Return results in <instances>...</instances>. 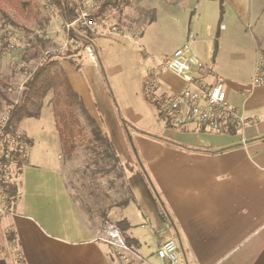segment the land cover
Here are the masks:
<instances>
[{
  "label": "crops",
  "instance_id": "1",
  "mask_svg": "<svg viewBox=\"0 0 264 264\" xmlns=\"http://www.w3.org/2000/svg\"><path fill=\"white\" fill-rule=\"evenodd\" d=\"M225 1L238 19H226L227 25L219 19L223 28L218 29L214 58L208 57L211 66L201 60L208 73L205 82L222 85L229 106L251 122L216 134L196 125L177 129L162 120L156 135L163 140L142 147L140 156L118 119L101 59L84 61V47L76 59H60L59 68L86 116L112 144L118 163L115 171L107 160L105 167L83 166L81 175L73 177L74 190L67 166L79 151L66 159L60 155L53 165L43 158L44 165L30 154L33 140L21 131L30 147L14 176L12 212L0 219V264H115L113 248L98 240L108 218L126 220L125 235L139 243L130 252L141 264H163L156 250L164 239L174 240L181 264H264V69L261 82L253 83L258 58L264 56V23L254 19L251 0ZM101 24L91 31L92 39L107 35L99 33ZM240 27L252 30L247 66L246 59L238 62L236 48L224 45ZM68 38L83 42L71 33ZM92 39H85V45ZM213 48L209 43L208 52ZM93 52L97 55L95 48ZM147 55L145 49L140 57L137 53L142 68L155 64H148ZM159 81L167 92L184 86L169 72L159 74ZM113 194L120 199L113 202ZM124 200L127 204L116 206Z\"/></svg>",
  "mask_w": 264,
  "mask_h": 264
},
{
  "label": "rangeland",
  "instance_id": "2",
  "mask_svg": "<svg viewBox=\"0 0 264 264\" xmlns=\"http://www.w3.org/2000/svg\"><path fill=\"white\" fill-rule=\"evenodd\" d=\"M25 1L36 5L31 18L27 20L19 18L9 6H3L0 3V84H6L5 94L10 100L18 98L20 95L18 93L22 91L20 87H23L29 73L34 71L43 59L45 49L59 50L63 48L57 55H52L58 62L67 57L68 51L72 49L81 51L83 48V42L77 43V39L68 38L63 18L57 6L52 3L53 1ZM251 1L254 8V19H259L261 25L264 23V0ZM223 3L226 1L224 0ZM221 9L225 15L221 14ZM104 13L107 15V21L115 25L117 29L128 30L131 35L141 34L140 39L137 42L126 39V41H131L132 45L129 42H123L124 38L116 33L94 35L92 41L84 46L83 58H85L83 60L97 63L98 58L101 59L112 93L111 98L115 100L118 113L129 125L131 146L141 156L142 147H146L148 143L163 140L159 135H156L163 128V123L162 120H158L157 110L147 103L145 96L141 93V78L143 74L145 76L147 65L142 68L141 63L137 61V53L140 57L141 51L145 49L148 54V64L155 63L187 43V35L192 33L194 39L197 40L192 44V49L199 59L205 60L210 67L213 59L209 61L208 57L214 58L215 48H213V52H208V44L215 45L217 43L216 40L220 33L218 29L222 23L219 19H225L223 22L227 25L226 19L238 18L234 16L229 3H226L224 8L223 4L220 5L219 0H123L118 7L107 6ZM250 15L252 16V10ZM155 17L156 19H153ZM51 20L54 21L50 22ZM107 23L101 24L103 30L98 27L99 33L104 32L108 26ZM109 27L107 28L109 29ZM251 31L246 27H240L235 38H227L224 41L226 49H237L235 53L239 59L238 62H242L240 59H246L243 61L246 66L250 65L249 48L253 42ZM225 33L227 34V32ZM39 40L46 41L47 44L44 48L40 47ZM8 43L14 44L16 48L8 50V46H6ZM65 44L66 46H64ZM120 44L124 45L127 51ZM221 45H223L222 42ZM35 48L37 50L36 57L30 62L24 61L23 55L32 54ZM94 48L97 50V55H94ZM8 89H12L14 94ZM50 104L51 95L48 93L42 100V107L37 118H23L15 125L16 131L26 133L28 138L33 140L30 154L41 158L38 162L44 165L43 158L49 160L53 165L62 155ZM5 109V101L0 97V113ZM81 122L87 139H91L90 126L86 116L81 117ZM87 144L86 138L79 141L77 146L79 154L76 158L71 159L67 166V174H70L69 182L74 190L76 186L75 183L73 184V177L77 178L78 175H81L83 166L89 168L94 165L95 169L96 166L98 168L105 167L95 152L85 148ZM80 167L81 169H79ZM106 179L109 178L106 177ZM104 183V180L99 181L103 187H105ZM118 199H120L119 195L113 194L112 201ZM105 222L116 224L112 218L106 219ZM105 222L102 223L101 228ZM110 251L115 264H141L130 251L116 248Z\"/></svg>",
  "mask_w": 264,
  "mask_h": 264
},
{
  "label": "built area",
  "instance_id": "3",
  "mask_svg": "<svg viewBox=\"0 0 264 264\" xmlns=\"http://www.w3.org/2000/svg\"><path fill=\"white\" fill-rule=\"evenodd\" d=\"M121 1L123 0H76L75 18L70 22H64L67 33L74 28L93 31L96 23H107L108 18L104 13V9L109 6L107 3L121 4ZM107 24L110 27L103 34L116 33L134 42L139 39L138 34L131 35L128 30H119L115 25L109 22ZM194 40V35L189 33L187 43L176 48L169 56L156 61L155 64L146 66L143 94L147 103L163 116L166 124L177 129H182L186 125H196L207 132L221 134L231 127L237 129L247 125L251 121L240 116L229 106L222 85L206 84L207 69L192 49ZM6 46L8 50L16 48L12 43ZM62 49H45L43 53L44 56L57 55ZM263 69L264 56H260L253 83L261 82ZM163 72H169L183 81L184 86L180 92H167L161 89L159 74ZM8 91L14 94L12 89ZM17 100L18 98L11 102L16 103ZM9 108L6 106L5 111L0 113V219L12 212L14 176L27 159L30 147L28 138L10 127ZM98 240L113 249L130 251L114 223L105 222ZM156 255L163 264H181L177 245L172 239L162 240L157 247Z\"/></svg>",
  "mask_w": 264,
  "mask_h": 264
},
{
  "label": "trees",
  "instance_id": "4",
  "mask_svg": "<svg viewBox=\"0 0 264 264\" xmlns=\"http://www.w3.org/2000/svg\"><path fill=\"white\" fill-rule=\"evenodd\" d=\"M50 1H53L52 3H54V5L59 9L64 22H70L75 18V3L73 2V0ZM219 1L220 5L222 6L224 0ZM122 2L123 1H121L120 3ZM0 3H2L3 6H9L12 10H14L15 14L19 18L25 20L30 19L32 16V12H34V10L36 9V5L31 4L29 1L25 0H0ZM107 5L118 7L120 4H117V2H113L107 3ZM103 8H105V6ZM222 13L223 9H221V14ZM69 33H71V35L75 38L83 39V47L85 46V39H92V32L88 29L76 28ZM38 43L40 47L43 48L47 44L46 41L40 40L38 41ZM214 48L215 52L217 43L214 45ZM36 52L37 50L35 48L32 54L23 55V60L26 62H30L36 57ZM77 53H79L78 49H72L71 51H68L66 56L72 59ZM42 58L41 62L36 66L35 70L29 73V76L23 84L22 91L16 103H12L11 100L6 97V84H0V97L5 101L6 106L10 107V127L15 130V125L21 122L23 118H37L39 116L40 108L42 107V100L48 93H50L52 117L58 140L60 142L62 155L65 158L71 157L77 149L79 141L86 138L88 144L85 148H88L93 153L95 152L98 158H100V161H103V164L107 160L108 165H110L109 168L115 171L118 163V158L115 154L112 144L105 136L102 135L99 127L95 124V122L88 116H86L80 98L72 89L66 75L59 68L56 59H54L51 55L43 56ZM106 86L109 90L107 82ZM109 93L111 95V92ZM157 114L158 120H164L161 114ZM81 116H86V119L90 126L89 130L91 139H87L84 133ZM118 119L124 129V132L129 137L130 143L129 125L120 116V114H118ZM133 151L135 152L134 148ZM97 168L98 167L96 166V169ZM102 169L104 172L108 170L105 168ZM12 197L13 199L15 197L14 188L12 189ZM127 202V200H124L120 203H117L116 206H123L127 204ZM116 225L123 236L126 247L131 251H135L139 243L138 241L131 239L125 235V231L128 229V223L126 222V220H120L116 223Z\"/></svg>",
  "mask_w": 264,
  "mask_h": 264
}]
</instances>
